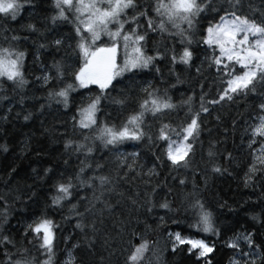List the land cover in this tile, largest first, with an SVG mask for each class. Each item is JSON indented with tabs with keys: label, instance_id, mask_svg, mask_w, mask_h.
Segmentation results:
<instances>
[{
	"label": "snow or ice",
	"instance_id": "6c2138e0",
	"mask_svg": "<svg viewBox=\"0 0 264 264\" xmlns=\"http://www.w3.org/2000/svg\"><path fill=\"white\" fill-rule=\"evenodd\" d=\"M42 2L48 0H0V31L4 35V43L0 44V83H10L14 91H22L29 84L26 57L30 53L26 47H21L22 42L32 40L34 62L41 61V50L54 49L51 63H40V74L33 77V83L47 90L44 100L49 106L54 101L66 110L75 109L69 121L71 135L65 136L63 149L68 155H76L80 163L74 174L61 172L51 177L52 194L45 196L44 208L32 213L31 219L24 224L19 244L0 231V248H3L0 264H56L60 225L49 215L48 209L65 205L69 215L76 218L75 228L84 234L89 254L94 255V238L102 231L97 224L103 226L105 214H113L125 199L137 209L143 206L148 213L156 208L164 210L157 229L167 227L169 222L179 229L164 233L167 238L165 251L170 246L173 255L183 252L194 257L195 264H212L210 254L214 253L215 244L209 243L207 237L219 238L220 230L213 210L202 196L203 189L193 183L192 188L185 191V178L173 177L181 186L174 206L169 198L173 187L165 181L152 180L158 175L156 164L144 171L143 166L137 164V152L125 156L119 148L127 142L147 140L159 145L160 155H156V161L161 166L166 164L169 172L189 169L193 165L195 144L204 130L202 114H209L210 107L221 102L251 95L258 98V102L253 107L255 114L250 115L253 122L244 129L250 161L242 181L245 187H251L258 182V176L264 178V8L255 9L252 0L247 4L245 0H224L219 6L216 0H50L49 13L48 9H41ZM41 11L46 14L38 20ZM209 11L215 15L207 19L205 26L202 21ZM25 12L27 20L23 16ZM60 24L71 25L70 34L55 33ZM49 32L55 33L51 39L44 38L43 42L33 39L45 37ZM149 33L170 37L174 44L178 43L179 50L173 46L161 52L156 47L148 54ZM194 42L203 48L207 67L215 70L217 91L213 98L208 99L202 90L199 107L193 108L192 95L173 102L167 90L154 88L151 82L138 84L137 78L144 70L155 68L160 72L155 62L161 58H166L173 66L170 72L176 76V82L181 83L175 68L177 65L192 66L197 55L192 48ZM57 55L59 59L55 58ZM196 72H201V66L196 67ZM126 75L136 88V94L133 95V88L129 86L120 98L111 97L117 84L122 83L120 78ZM23 99L22 96L21 101ZM109 100L121 108L135 102L118 125L98 116ZM44 107L45 104L40 105L41 109ZM181 109L184 110L182 117L179 115ZM7 118L5 114L3 119ZM30 119L32 113L25 111L23 120ZM216 143L209 141L208 171L231 175L227 167L216 162ZM257 144L258 149L253 147ZM97 149L114 153L116 164L112 172H104L105 163L101 160L95 162V167L88 162ZM0 150L8 151L7 145L0 144ZM224 160L232 161V154L227 153ZM64 163L67 165L68 160ZM53 171L51 167L44 168L37 177L44 181ZM10 172L15 173L16 169ZM130 174L132 181L139 177L140 183L146 186L142 204L138 202L141 195L138 190L133 189L132 194L126 195L120 188L121 182L130 183ZM165 188L164 198L157 201L158 190ZM80 190L88 194L80 195ZM112 197L116 198L115 203ZM226 206V202L219 204L220 208ZM180 216H184V220L179 219ZM8 219L7 199L0 196V227L7 225ZM250 219L264 225V203L259 206L258 213L252 209ZM185 223L187 232L182 227ZM155 231L146 225L144 232L132 229L125 236L126 230L120 228L123 264H146L145 257L159 243L158 239L149 238ZM25 240L31 247L24 245ZM63 240L66 245L70 242L68 236ZM104 242L112 247L108 239ZM80 246V241L71 242V248H66L65 258L59 264H77L74 250ZM226 247L238 254V258H230L228 264H264V241L256 243L255 230L235 233L226 241ZM114 254L113 248L109 256ZM79 264L84 262L81 260ZM99 264H105L103 256Z\"/></svg>",
	"mask_w": 264,
	"mask_h": 264
},
{
	"label": "trees",
	"instance_id": "16d2710c",
	"mask_svg": "<svg viewBox=\"0 0 264 264\" xmlns=\"http://www.w3.org/2000/svg\"><path fill=\"white\" fill-rule=\"evenodd\" d=\"M223 2L224 0H216L217 6L223 4ZM247 2L248 0H245V4ZM252 4L255 9L264 8L262 0H252ZM45 8L48 9L49 13L51 12L50 0L47 3H41V9ZM45 14L41 11V15L37 19L42 20ZM256 14L259 15V12ZM205 15L206 20L202 23L206 26L207 19H212L215 14L209 11ZM23 16L25 20L28 19L27 12ZM70 30L71 25L60 24L55 29V33L67 36L70 34ZM55 33L49 32L45 34V37H33V39L43 42L44 38L51 39ZM3 43L4 35L0 31V44ZM173 46L179 50L178 43L174 44L170 37H161L158 33H149L148 54H152L153 49L156 47L164 52L165 47L171 48ZM21 47H26L30 53L26 57V76L29 84L22 91H14L10 83H0V144H6L8 148L6 152L0 150V196L7 199L9 206L8 224L0 227V231L9 235L10 238H14L17 244L21 241L24 224L31 219L32 213L44 208L45 196L52 194L50 192L51 177H56L61 172L65 175L74 174L80 163L76 155H68L63 149L65 136L71 135L69 121L75 109L70 107L66 110L54 101L49 106L44 100L47 90L40 89L38 84L33 83V77L40 74V63H51L54 49L41 50V61L34 62L31 55L32 40L30 39L27 43L22 42ZM192 48L197 53L193 58L192 66L185 68L183 65H177L175 68L180 76L181 83H177L176 76L170 72L173 66L166 58H161L155 62V67H159L160 72L157 73L155 68L144 70L137 78L138 84L142 86L143 83L151 82L154 88H159L161 91L167 90L173 102H179L192 95V107L198 108L201 91L203 90L207 94V98L211 99L216 95L217 85L215 70L207 67L203 48L196 42L193 43ZM55 58L59 59L60 55ZM202 60L204 61L203 64ZM198 65L201 66L200 73L196 72ZM44 70H47V68ZM120 79L122 83L117 84L116 89L110 94L111 97L120 98L121 93L127 92L129 86L133 88V95H135L136 88L131 85L127 75ZM91 87L94 92L97 91L94 86ZM22 96L24 97L23 101H21ZM256 102H258V98L251 95L246 98L237 97L232 102H221L210 107L209 114H202L204 120L202 129L204 130L195 144L193 165L189 169L169 172L166 164L161 166L156 161V155H160L159 145L149 143L147 140L127 142L119 148V151L124 153L125 156L131 152H137V164L142 165L144 171L156 164L158 175L152 177V180L154 182L165 181L170 187H173V193L169 198L173 200L174 206L181 186L178 185V180H174L173 177L183 176L185 178L187 185L185 191L191 189L193 183L203 189L202 196L206 205L213 210L216 225L220 230L219 238L207 237L209 243L215 244L214 253L210 254L212 264H228L230 258H238V254L234 253V250L226 247V241L237 232L255 230L256 243L259 244L264 241V225L250 219L252 209L255 208L258 213L259 206L264 203V178L258 176V182L251 187H245L242 181L247 163L250 161L247 144L248 136L245 134L244 129L253 122L250 115L255 114L253 107ZM134 103L133 101L126 108H121L119 105L112 104L111 100L106 101L98 116L102 120L118 125L126 113L134 107ZM41 104H45L43 109L40 108ZM10 105L11 111H9ZM25 111L32 113V119L23 120ZM18 113L19 115H17ZM5 114L8 117L6 120L3 119ZM173 115L175 116V113ZM179 115L181 117L184 115L183 109L179 110ZM210 140L217 142L215 148L217 152L216 162L222 167H227L231 175L228 173L223 175L214 174L208 171L210 166L207 164V149ZM22 147L25 149L24 151H22ZM253 147L258 149L259 145H253ZM229 152L232 154L233 160L225 161L224 156ZM65 160H68L67 165L64 163ZM97 160L105 163V173L112 172L115 168L116 161L112 151L97 149L88 162L95 167ZM47 167L53 168V173L44 181L39 180L37 174H42L43 169ZM12 168L16 169L15 173L10 172ZM33 169L36 172H33ZM205 178H207L206 187ZM129 181L130 183L121 182L120 188L125 191L126 195L132 194L133 189L138 190L141 194L138 202L142 204L143 192L146 186L140 183L139 177L132 181L131 174ZM33 192H35V195H33ZM165 192H167L166 188L158 190L155 199L157 201L163 199ZM86 194L88 193L80 190V195ZM115 199V197H112L113 203H115ZM225 202L227 206L220 208L219 204ZM48 212L60 225L57 229L56 264H59L65 258L66 248H71V242L75 241H80L81 244L80 248L74 250L77 264L81 260L84 264H94V262L99 264L101 256L105 258V264H123V257L120 254L121 238L118 235L120 228L123 227L126 230L124 233L126 236L127 231L132 229L144 232L146 225L156 230L150 233L149 238L159 240V243L154 246V251L148 253L145 257L146 264H149V262L150 264H195V258L183 252L173 255L170 246L169 250L165 251L167 238L164 233L169 229L173 231L179 229L170 222L167 227L156 228L159 217L165 215V211L162 209L156 208L152 213H148L143 206L137 209L130 201L123 200L116 207L113 214H105L103 226L97 224V227L101 228L102 231L97 233L94 238L95 245L92 249L94 255L89 254L84 234L75 228L76 218L69 215L67 205L63 208H49ZM65 216H69V219H63ZM89 219L91 218L89 217ZM179 219L184 220V216H180ZM114 220L118 222L114 224ZM119 221H125L126 223L120 224ZM182 227L186 232L189 231L186 223ZM88 234L91 235V233ZM65 236H68L70 241L67 245L63 240ZM105 239H108L112 247L105 245ZM24 245L31 247L26 240ZM241 245L243 247V242H241ZM113 248L115 254L109 256V252ZM2 253L3 248H0V258H2Z\"/></svg>",
	"mask_w": 264,
	"mask_h": 264
}]
</instances>
